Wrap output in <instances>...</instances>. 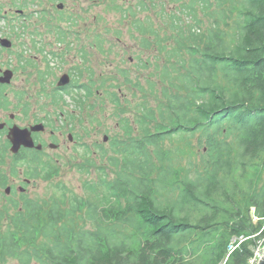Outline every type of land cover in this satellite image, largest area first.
<instances>
[{
    "label": "trees",
    "instance_id": "16d2710c",
    "mask_svg": "<svg viewBox=\"0 0 264 264\" xmlns=\"http://www.w3.org/2000/svg\"><path fill=\"white\" fill-rule=\"evenodd\" d=\"M196 1L189 3V13L198 19ZM199 1L203 11L212 6L211 0ZM227 1L238 12L231 33L220 29L221 15L232 13L224 8L215 14L208 34L186 43L188 71L177 78L164 71L169 86L158 108L141 103L139 133L126 125L127 138L114 139L117 176L104 180L106 201L63 192L50 199L26 196L13 214L7 207L0 210V264L8 258L19 264H196L184 258L183 252H189L186 242L210 236H216L218 244L211 246L205 264H218L226 255V264L249 261L264 239V0L217 4ZM145 7L143 2L140 9ZM156 17L160 20L159 13ZM155 21H134L144 47L152 45L148 35L159 38ZM167 28L173 34L172 27ZM179 65L186 69L183 62ZM151 121L156 122L153 132ZM183 132L200 133L205 149L201 169L180 179L178 170L163 164L171 160L170 151L159 146ZM55 171L51 168L44 178ZM165 182L181 190L161 198ZM83 217L87 222L81 223ZM123 223H133L139 231L132 242L120 230ZM240 237L243 242L228 255L229 244Z\"/></svg>",
    "mask_w": 264,
    "mask_h": 264
},
{
    "label": "rangeland",
    "instance_id": "374dc122",
    "mask_svg": "<svg viewBox=\"0 0 264 264\" xmlns=\"http://www.w3.org/2000/svg\"><path fill=\"white\" fill-rule=\"evenodd\" d=\"M211 1L208 12L200 7L199 0L196 1L197 8H193L198 10L196 19L189 13L192 0H0V36L9 37L14 46L12 51L0 47V69L17 70L12 86H6H42L46 88L42 93H50L59 77L67 72L73 74L78 84L62 99L64 108L78 109L79 143L71 148L64 146L42 159H34L32 165L17 162V170L25 168V173H29L35 168L33 166H37L40 174L31 177L27 197L50 199L67 192L97 203L106 201L104 180L112 181L117 176L116 167L112 164L114 139L127 138L126 125L135 127L133 134L139 133L141 128L137 120L142 114L141 103L147 102L149 106L158 108L162 91L169 86L164 79L165 74L170 71L171 76L177 78L178 73L188 71L191 55L186 43L194 42L191 38L208 34L215 14L224 12V8L227 13L232 9V13L229 17L221 15L220 29L231 33L237 20V10L231 1H227L224 6H218L217 0ZM143 2L146 7L140 9ZM153 7L160 14V20L156 18ZM210 12H213V16H210ZM147 17L156 20L154 28L159 34V38L155 33L147 36L152 43L150 47L143 46V34L137 32L134 25L136 19ZM167 26L172 27L173 34L168 33ZM180 30L184 32L180 33ZM176 36L185 42L182 43ZM180 62L185 64L186 69L179 65ZM127 76L130 77L129 81L126 80ZM152 81L154 88H150ZM82 86L90 87L91 92ZM116 99L118 104L114 102ZM155 123H148L152 132ZM201 139L200 133L190 132L166 139L159 150H169L171 160H165L164 166L172 165L181 174L180 179L187 172L189 176H194L195 170L203 163L202 151L205 148ZM9 161L6 160L2 165L6 173L9 171ZM51 168L56 170L55 174L49 179L44 178L43 175ZM168 183H164L167 190L163 191L161 198H171L181 190H172V185L168 186ZM13 198H20L18 192ZM6 207L10 214L18 208L6 197L5 188L0 186V210ZM80 216L79 213L77 217ZM1 222L5 225L7 219L3 217ZM84 222H87L85 218L81 223ZM88 225L93 226V223ZM120 230L131 242L139 236L133 223L120 224ZM196 236L193 234L192 239ZM217 241L216 236H210L194 243L186 242L189 252H183L184 258L191 257L188 260L205 264L207 253L211 246L213 249L218 244ZM242 242V237L237 242H231L228 255ZM199 243L202 246L200 249L196 248ZM263 243L264 239L250 257L256 256V263L263 255ZM226 260L227 255L218 264H226ZM2 264H19V261L8 258Z\"/></svg>",
    "mask_w": 264,
    "mask_h": 264
},
{
    "label": "flooded vegetation",
    "instance_id": "af4514ba",
    "mask_svg": "<svg viewBox=\"0 0 264 264\" xmlns=\"http://www.w3.org/2000/svg\"><path fill=\"white\" fill-rule=\"evenodd\" d=\"M153 9L155 16H158L156 7ZM0 47L10 51L14 49L13 43L11 47H5L1 41ZM6 70L12 71V79L8 83L12 86L17 70ZM4 71L0 69V75H3ZM67 74L70 75V83L59 86L60 76L50 93H42L46 91L42 86L7 87V83L0 82V186L5 188L6 197L11 199L13 205L23 204L22 197L27 194V187L32 182L31 177L33 173H38L37 166H33L35 168L27 172L29 177L25 168L17 170L18 163L26 162L32 165L35 163L32 161L34 159H42L47 154L53 155V152L64 146L71 148L79 143L78 109L64 108L62 99L73 87L78 86L73 74ZM6 160H10L7 173L2 169ZM15 192H18L19 199L13 198Z\"/></svg>",
    "mask_w": 264,
    "mask_h": 264
},
{
    "label": "water",
    "instance_id": "95a60500",
    "mask_svg": "<svg viewBox=\"0 0 264 264\" xmlns=\"http://www.w3.org/2000/svg\"><path fill=\"white\" fill-rule=\"evenodd\" d=\"M59 7L61 8L62 7V4L59 5ZM0 41H1V44L5 47H11L12 46V41L8 38H2L0 37ZM12 79V71L11 70H6L3 75H0V82L2 83H10ZM70 75L65 73L61 76L59 82H58V85L59 86H64V85H67L68 83H70ZM108 137L105 136V140H107ZM31 145H32V142H31ZM257 264H264V252H263V255L261 256V258L259 259L258 263Z\"/></svg>",
    "mask_w": 264,
    "mask_h": 264
},
{
    "label": "built area",
    "instance_id": "2783aa9c",
    "mask_svg": "<svg viewBox=\"0 0 264 264\" xmlns=\"http://www.w3.org/2000/svg\"><path fill=\"white\" fill-rule=\"evenodd\" d=\"M261 253L263 254V251H261ZM255 259H256V256L254 258H250L249 261L246 264H254V262H255V264H257L256 263L257 261H255Z\"/></svg>",
    "mask_w": 264,
    "mask_h": 264
}]
</instances>
